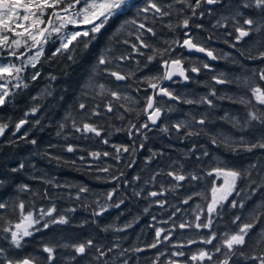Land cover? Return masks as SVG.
<instances>
[{
    "label": "trees",
    "instance_id": "trees-1",
    "mask_svg": "<svg viewBox=\"0 0 264 264\" xmlns=\"http://www.w3.org/2000/svg\"><path fill=\"white\" fill-rule=\"evenodd\" d=\"M245 2L248 0H228L225 13L210 17L211 41H217L223 47L217 53V72L222 79L230 82L221 86L215 96H210L212 106L203 102L195 103V120L203 118L206 123L204 126L196 125L201 130L195 132L201 134L194 135V142L180 149L186 151L184 155L179 153L176 147L167 144L163 149H159L161 158L157 153L151 157L146 156L139 153V147L136 146L138 143H135V152L130 150L129 153H117L114 146L128 144L124 139L116 137L126 136L130 126L124 122L127 121V115L124 113L126 110L120 106L112 111L107 110L106 105L113 100L111 91L108 93L106 87L101 90L99 85L106 86L114 81L101 70V65H98L100 53L96 52L93 45L89 44L84 48L82 43L65 54L53 55L52 47L48 49L46 56L35 69L39 73L38 78L31 81L32 85L15 88L8 103L0 107V123L9 125L4 135L0 136V180L3 181L0 184V202L8 205L7 208L0 209V247L5 249L8 258H33L35 264H48V254L43 251V247L56 245L53 264H77L78 256L75 260L72 259L74 250L61 245L78 244L91 239L94 247L85 256L84 264H109L107 255L97 259L99 254L95 250L96 247L107 253L110 240L114 238L117 241L121 237L122 241L119 242V247H116V253L124 248L131 254L134 249L145 246V239L149 237L152 224L155 228L162 227L164 230L177 225L180 240L197 239L199 235L191 234L188 229H183L187 230L184 232L178 226L185 223L191 215L193 219H196L198 214H203L204 219L206 218V205L202 203L208 200L205 197L211 196L214 179L208 173L221 163L230 168L249 169L252 173L251 179L257 180V185H251L250 180L240 182L243 192L240 195L234 194L232 198L237 202L243 201L244 207L232 208L230 203H226L222 214L213 216L211 231L215 232L218 238L211 244L212 249L217 245L222 248V253L227 251L222 244L225 234L237 231L238 224L252 220L255 215L264 216V190L258 187L264 179V150L246 152L240 149L242 142L253 143L264 137V125L259 122H247L249 112L264 110V105H259L251 92V88L256 85L264 88V81H261L258 75V71L264 69V60L248 58L264 51V13L255 7L243 8L242 4ZM237 10L242 15L237 17ZM245 18L253 19L256 22L253 29L260 27V31L253 30L248 37L237 42L235 28L243 25ZM214 22H217L218 26H213ZM220 22L226 24L225 33L219 29ZM69 56L72 59H69ZM27 70L28 68L21 79L25 84L29 78ZM201 100L197 97L194 99ZM81 103L86 105L83 110L79 108ZM33 108L36 109L35 113L32 112ZM94 110L100 115H92ZM21 119L27 120L28 123L21 132H17L15 124ZM73 120L76 126L80 127L85 122L93 124L101 131V135L77 132L73 127ZM213 136L218 140L230 138L237 151H231L220 143L213 144ZM32 140H35L36 144H32ZM104 140L108 143H104ZM69 145L74 146L76 151H66ZM145 146L143 152L153 150L152 146ZM192 146L193 154H188L187 151H190ZM104 152L110 155L105 157ZM205 152L208 153L207 156L203 155ZM92 153H100V156L93 157ZM117 156L118 159L114 158ZM140 156L142 162L137 166L154 167L158 170L151 173L145 169V174H140L143 175L142 178L131 181V185L127 183L128 186L115 192L117 201L127 199L129 204L115 207V199L107 198V194L112 192L111 187L105 185L114 176L111 175L112 169L137 163L135 157ZM21 163L24 168L13 172L12 169L19 168ZM253 164L257 167L251 168ZM105 167L109 168L108 172L98 171ZM169 172L184 175L187 187L182 194H191L202 203L197 206L174 207L143 204L141 199L144 198L142 192L145 187L150 190L158 186L159 182L164 184L166 180H171ZM152 175H158L161 179H150L149 176ZM192 175L198 176L199 179H191ZM131 176L134 175L131 173ZM136 183L142 185L137 191L133 188L137 186ZM23 185H27L29 190H23ZM81 187H86L88 191L79 192ZM253 187L257 189L255 192H252ZM137 192L140 193L139 196L135 195ZM21 201L37 214L39 209L55 205L58 214L67 216L69 224L34 231L32 236L25 238L23 247L16 249L9 239H5L9 234L4 233L2 229L12 227L18 222L20 213L15 206ZM101 207H106L107 211L99 216L94 215ZM71 209L75 211H70ZM80 214L83 222H80ZM236 216H240L241 221L233 223ZM262 230L264 219L257 224L248 246L244 248L245 256L237 253L233 258L237 260L235 262L253 264L245 257L259 255L264 249V240L260 239ZM123 232L128 234L121 235ZM187 233L192 235V238H189ZM175 234L173 232V235ZM209 234L208 231L204 238ZM126 242L128 244L123 246ZM163 243V252L172 253L171 247H167L171 241Z\"/></svg>",
    "mask_w": 264,
    "mask_h": 264
},
{
    "label": "snow or ice",
    "instance_id": "snow-or-ice-1",
    "mask_svg": "<svg viewBox=\"0 0 264 264\" xmlns=\"http://www.w3.org/2000/svg\"><path fill=\"white\" fill-rule=\"evenodd\" d=\"M178 3L186 5L192 13V16L197 15V9L201 7L202 4H208V5H214L221 2V0H195V4H192L191 0H177ZM130 7H136L134 3L131 2V0H0V49H3L5 47H11L15 46V49H19L22 46V41L20 39H13L12 36L15 37H22L23 44L27 45L29 41L32 42V46L34 47H40L43 43L47 42L46 33L48 32L47 28H41L39 25L43 24H51L52 23V17H55L59 19L62 23L60 28H53L52 30L54 32L59 33L61 31V28L65 27L66 24H78V25H85L88 26L86 30L84 31H75L68 34L66 37L61 39L60 47L56 49V52L53 53V55L61 54L65 51H71L73 47L78 46L79 44H83L84 48H87L92 40H95L96 35L99 34L102 29L107 25L110 19L120 15L121 13L125 12ZM239 7V6H238ZM243 8H251L255 7L256 9H259L262 13H264V0H248V2H245L242 4ZM59 11H56V10ZM48 10H53L49 12ZM59 12H63L66 15L60 16ZM149 12H152L154 14H158L159 16H167L169 13L165 11L155 0H147L144 7L138 9L139 13L147 14ZM202 16L203 13H200ZM237 17L242 15V13L237 10L236 14ZM79 18V19H77ZM191 17L186 18L182 22V27L187 29L189 27V21ZM235 19V17H233ZM125 23H128V21H125ZM131 23L135 24L136 21L132 20ZM256 22L251 18H245L243 20V25H247L248 27H244L243 25L237 26L235 28L236 32V41L239 42L243 40L245 37H248L250 33L255 30L257 32L260 31V27H257L253 29V25ZM196 27H201V25H196ZM139 29H146V32L151 33L155 35V32L152 28L147 27L143 23L139 24ZM4 33H11L12 36L6 35ZM142 35H137L136 40L139 41V46L137 44H132V49L134 52L139 53L140 55H143L142 52H140L141 48H150L151 45H149L143 38ZM185 36H188V33H185ZM125 44H128L129 41L125 40ZM174 44L179 45L182 48H187L189 51L195 50L196 52L205 53L208 57L215 60L217 57L213 54V52L209 49H207L204 46H201L198 43H195L193 39L188 36V38L184 39L182 42L179 40L173 41ZM235 47V45H233ZM171 48L165 49L163 51L154 50L156 51V55L160 57H164L166 53H169ZM10 56L16 57L17 59L20 58V56L17 54V51L13 50L8 53ZM20 55H23L22 53ZM37 57L40 55L39 52H37ZM69 59H72L71 56L68 57ZM129 56L121 55L118 59L120 61H124L129 59ZM156 58V56H148L147 60L148 62L153 61ZM250 59H261L264 60V51H260L257 56H249ZM36 57H32L31 60H35ZM31 63V61H30ZM111 63L110 60L106 59L105 56H101L98 58V65H108ZM32 67H35V63H31ZM147 66V65H145ZM161 67L164 69L162 76L160 77H151L146 78V82L149 84V87L153 90L152 95H148L146 99V105L143 109V111L147 114L148 120L151 122V124H156L160 115H161V108L157 106L156 97L157 96H164L168 97L169 99L173 101H180L181 97L179 95H174L173 92H171L167 87L160 86V84L153 82L154 80H168L172 81L175 76L181 77L184 81H187L190 79V77L187 75L188 69H186L183 66V61L180 58H174V59H161ZM204 68H208V64L203 65ZM25 65L22 64L21 66H17L16 64L12 62L8 63H0V107H3L6 103H8V100L10 96L12 95V92L10 90L9 85L12 84V80H20V73L24 71ZM108 75L115 78L116 81H124L129 78V74L122 73L119 70H111L107 67L104 69ZM193 73H199L200 68L198 67H192L190 69ZM259 79L261 81H264V69H260L258 71ZM39 76V73H35L32 76V79L35 80ZM52 79H55V77H52ZM230 81H226L224 79H216V83L223 84L228 83ZM247 83V81H245ZM14 88H20L21 85L19 83L12 85ZM24 87H27L25 84ZM101 90L105 89V85L100 84L99 85ZM252 96L256 100V102L259 105H264V88H262L260 85H256L255 87L251 88ZM211 96H215V91H212L210 93ZM111 96L120 99V93L116 91L111 92ZM187 104H193L197 102H203L207 103L209 106H212V100L208 97H203L201 101H194L191 99H186L183 101ZM242 103L244 101H241ZM108 111H112L111 104L106 105ZM80 109H85L86 105L81 103L79 105ZM36 109L33 108L32 112L35 113ZM27 115V113H26ZM92 115H100L99 112H96L95 110L92 112ZM248 123L251 122H259L260 124L264 125V110L259 111H252L248 113ZM28 123L27 120L21 119L18 123L15 124V129L17 132L20 131V129ZM37 123H39L37 121ZM196 123L200 125H204L206 123L205 119H200L196 121ZM9 127L7 123H0V136H3L5 133V130ZM73 127L77 132L83 131L84 133H94L96 136L101 135V131L90 123H83L82 127L76 126L75 120H73ZM177 130H179L182 125H176L175 126ZM131 128H135L137 132L140 131V128L148 129L149 124L144 123L140 125L139 128L136 127V125H131ZM164 131H167V129H164ZM200 132H188L187 135H197L199 136ZM129 135H132L131 130L129 131ZM26 138V137H25ZM243 141V138H241ZM211 142L213 144L220 143L223 146L227 147L231 151H237V148H234L232 143L230 142V138H224L222 140H218L217 137L213 136L211 137ZM32 144H36L35 140L31 141ZM104 143H108L107 140H104ZM116 147L117 153L120 152H129L130 150L135 152L136 148L132 147L131 149L128 146L120 145V146H114ZM140 148H143L144 145L140 144ZM240 149L246 152H253L256 149L264 150V137H261L260 139H257L253 143H241ZM66 151L68 152H74L76 151V148L72 145L67 146ZM93 157L98 158L100 156V153H92ZM110 153L104 152L103 156L107 157ZM203 155L207 156L208 153L205 152ZM118 159L119 157H114ZM55 159L59 160V157H55ZM83 159V158H81ZM251 168H256L257 165L253 164L250 166ZM24 168V164L21 163L19 165V168H13V172H17L20 169ZM262 169H264V166H262ZM98 171L108 172L109 168H100ZM215 173L214 179L212 181V187H211V197L210 199L208 197H205V199H208V203L206 206L207 215L205 219H202L200 215L196 216V221L193 223H180L179 228L180 229H186V228H195L197 230L200 229H208L209 230V236L207 238H202L200 240V243L203 244H213L214 240H217V235L215 232L211 231L212 225H213V216L214 215H221L223 207L226 203H230L232 208L236 207H244L243 201L237 202L236 200L229 201V197L232 196L234 193L236 195H240L241 192H243V188L240 187V182L242 181H249L251 185H257V180L251 179L252 173L249 169H235L230 168L221 163L212 171L208 173L209 176H212ZM123 175V173H121ZM169 176H173L175 180L177 181H184L186 177L182 174L177 175L172 172L168 173ZM113 179L118 180L119 177H113ZM136 179H139L137 177ZM155 179V177H153ZM191 179L196 180L199 179L198 176L192 175ZM221 180L222 182L217 184L216 181ZM3 181L0 180V184H2ZM259 189L264 190V179L261 180V182L258 185ZM22 189L25 191H28V186L23 185ZM257 189L256 187L252 188V192H255ZM88 189L86 187H81L79 189V192H87ZM115 193V189H113L112 192H109L107 194V198L111 199L112 196ZM162 193L157 192H151L149 193L150 196L156 197L157 195H160ZM47 195V193H45ZM135 195L139 196L140 193L137 192ZM77 199H79V195H77ZM188 199H191L189 197ZM184 203H188V200L186 199L183 201ZM123 203V201H121ZM115 207H119V204L114 205ZM8 205L0 202V209L7 208ZM20 213L19 220L17 223H15L12 227H4L2 231L4 233L9 234L5 237V239H9V242L12 246H14L16 249H20L23 247V243L25 241L26 237H30L34 234V231H41L43 229H48L55 225H66L69 224V219L65 215H61L57 213V209L55 205H52V207L44 209L41 208L38 210V214L35 213L30 208L26 207L25 203L23 201L19 202L15 206ZM70 211H75V209H71ZM107 211L106 207H101L98 212H95L94 215H102L103 212ZM147 211V209L145 210ZM261 219H264V216L261 215H255L253 216V219L248 222H243L237 225L238 230L231 233V234H225V238L222 240L223 248H226L227 251H223V259L222 260H216L214 264H230V261L232 258L239 253L241 256H245L244 248L248 246L249 240H251V236L254 232V229L256 228L257 224L261 221ZM238 221H241L240 216H236L233 220V223H237ZM161 237L164 241L169 240V235H164L163 229H156V241L150 245H148L149 248H156L157 244L162 242ZM261 240H264V230H262V234L260 237ZM189 245L197 243L196 240L189 239L187 242ZM259 243V241H257ZM62 247H71L75 255L72 257L73 260L76 259V256H85L90 249L94 247L93 241L91 239L81 242L78 244H64L61 245ZM116 247H119V245H116ZM177 247H183V245H178ZM56 245H45L43 247V251L47 253V261L48 264H53V261L55 260L56 256ZM215 253H221L222 248L220 246L214 245ZM96 252L99 254L97 259L105 257L107 255L106 252L102 251L100 248L96 247ZM113 249L109 248L108 252H111ZM144 249L136 248L135 251H143ZM208 250H205L203 248L198 249L195 253L191 254L188 257V260L192 261L193 264H204L205 261H213L214 254ZM121 255H123V252H121ZM162 255V253H161ZM174 257H184L185 252L183 251H175L171 253ZM248 260H251L253 264H264V249L261 250L259 255H248L245 257ZM157 260H159V256L157 257ZM0 264H34L33 258H23L19 260H13L6 256L5 249L0 247ZM124 264H127L125 261ZM169 264H181L179 260H170ZM184 264H187V261H184Z\"/></svg>",
    "mask_w": 264,
    "mask_h": 264
},
{
    "label": "flooded vegetation",
    "instance_id": "flooded-vegetation-1",
    "mask_svg": "<svg viewBox=\"0 0 264 264\" xmlns=\"http://www.w3.org/2000/svg\"><path fill=\"white\" fill-rule=\"evenodd\" d=\"M131 2L134 3L136 7H130L125 12L110 19L107 25L102 29V31L96 35L95 40H92L90 43L94 46L96 52L100 53L99 57L105 56L106 59L111 61V63H109L108 65H101V70L103 69L105 74L108 75V73L104 70L106 67L111 70H119L122 73L129 74V78L124 81H116L115 78L109 75L114 82L108 81L109 83H107V85L105 86L108 93H110V91H116L120 93V99L112 97L113 100H110L108 105L111 104L112 110L114 108L117 109V107L120 106L121 109L123 108L127 111L124 112L127 115V121L124 120V122H126V124L130 126L129 131L131 130L132 132L131 136L128 133L126 136H121L122 138L119 136H117L116 138L124 139L129 148L134 147L135 143H138L136 145L138 147L143 143L144 146L145 143L146 146H152L151 148L153 150H150L148 152H143L144 147H139V153L146 156L151 157L153 155H156L157 153V156L161 158L162 155L159 154V149H163V146L167 144H171L172 146L176 147L179 153H182L184 155L186 151H180V149H182L186 145H189L190 143H193L196 137L194 135L189 136L187 135V133L195 132V130H201L196 127V125H200L196 123V121L202 118L195 120V116H197L195 112V103L187 104L183 101L186 99L194 100L196 97L202 99V95L204 97L210 98V93L212 91H215L217 94L221 89L220 87L225 83H216V79H222L217 72V63H211L210 59L206 56L189 53L186 48H182L179 45L174 44L173 41L179 40L182 42L184 39L190 36L195 43H198L201 46H204L207 49L213 51V53L217 57V53L221 49L222 45L218 44L217 41H211L209 29L212 25L210 17L211 15L225 13L227 10L228 0H221L220 3L214 5L202 4L201 7L197 9L196 16H192L191 10L186 5L178 3L177 0H155V2H157L165 11L169 13V15L163 17L152 12H149L147 14H138V9L144 7L147 0H131ZM191 2L192 4H195V0H191ZM48 11L51 12L53 10ZM56 11L59 10L57 9ZM200 13H203V15L201 16ZM59 15L64 16L66 14L63 12H59ZM189 17H191L189 21V27L185 29L181 25L183 20ZM51 19V24L39 25V27L41 28L48 29V32L45 34L47 37V42L43 43L40 47L32 46V42L29 41L28 46L25 45L19 49H14L20 56L19 59L10 56L9 54L3 55L2 53H4V50L0 49V61L2 59H11L12 61H17L18 64H21V61L26 59L28 56L33 55L37 51H41V55L38 58L35 67L28 66V70L26 73H29V78L27 79L28 82H26V85L31 84V81L33 80V74L38 72L37 70H35L37 65L40 63L41 59L46 56L50 47H52V51L55 53L56 49L60 47L62 38L66 37L71 32L84 31L88 27L78 24H66L65 27L61 28V31L57 33L52 29L60 28L62 22L55 17H52ZM132 20H135L136 23H131ZM125 21H128V23H125ZM140 23L145 24L146 28H152L155 32V35L146 32V29H139ZM196 25H201V27H196ZM213 26H218L217 22H214ZM244 27L247 28L248 26L245 25ZM219 29L223 33H225V22L219 23ZM185 33H188V36H185ZM141 34H143L142 38L149 45H151L150 48L140 49V52H142L143 55L134 52L132 49V44H137V46H139V41L136 40V37L137 35ZM125 40L129 41V43L125 44ZM212 43L215 45H212ZM169 48L173 50H171L169 53H166L163 58L156 55V51H154H163ZM65 52L62 53L65 54ZM21 53L23 55H20ZM121 55L129 56L130 58L124 61H120L118 58ZM148 56H156V58L153 61L148 62ZM174 58H180L183 61V66L188 69L187 75L190 77V79L187 83H184L182 78L176 77L165 86L162 85L164 80L153 81L160 84V86L167 87L171 92H173L174 95H179L181 97L180 101H173L164 96L156 97L157 106L161 108V115L159 117V124L157 126H154L148 120L147 114L143 111L146 105L147 96L153 94V90L146 82V78L162 76L164 69L161 67V59ZM204 64H208L209 67L204 68ZM192 67L200 68L199 73L191 72L190 69ZM133 77L135 78L132 79ZM20 85L23 86L25 85V83L21 80ZM144 123L149 124L148 129L140 128V131L137 132L135 128H131V125H136V127L139 128L140 125ZM176 125H182V127L177 130V128L175 127ZM164 129H167V131H164ZM187 153L193 154V146L192 148H190V151H187ZM140 158L141 156L135 157V161H137V163H129L128 165H125V167L112 169L113 173H111V175L119 177V179L115 180L113 179V176L109 179V182L105 184L106 187H111V191L115 189V192H119L121 188L124 189L126 186H128L127 183L131 185L130 182L137 180V177H139V179L142 178L143 175L141 176L140 174H145V169L151 173L158 170L154 167L148 168L145 166H137L142 162ZM134 165H136L137 167H135ZM121 173H123V175H121ZM131 173L134 176H131ZM172 173L176 174V172ZM153 177L158 180L161 179V177H159L158 175L149 176L150 179H153ZM169 177L171 180H166L164 184L159 182L158 186L153 187V189L148 190L147 186L145 187L144 192H142V197L144 198L141 199L143 204L151 203L152 206L174 207L197 206L199 203H202L201 201H198L193 196H191V194H182V192H185L184 190L187 187L184 181H177L173 176ZM135 185H137L133 187L135 188V191L139 190V188L142 186L141 184L138 185L137 183ZM151 192L162 194L157 195L156 197H152L149 195V193ZM112 197L115 199L116 204L129 205L127 199L117 201V193H114ZM189 197H191V199H188ZM186 199L188 200V203L183 202ZM231 200H233L232 197L229 199V201ZM121 201H123V203H121ZM207 203L208 200H204L202 204H205L207 206ZM80 215V222H83L82 214ZM198 215H200L201 218L204 219L203 214ZM186 222L193 223L198 221H196V219H193L191 215L186 220ZM175 227L164 230L162 227L155 228L152 224V229L150 233H148L149 237L145 239V246L140 247V249L144 250L137 252L134 249L131 254H129L127 249L124 248H121V250L116 253L117 248L115 245H118L119 242L122 241V239L121 237H119L117 241L114 238L111 239L109 248H112L113 250L111 252H107V258L109 257V264H124L125 261L127 262V264H148V260L150 261V264H169L170 260H179L181 263L187 261V264H193L192 261L188 260V257L191 254L195 253L198 249L203 248L212 253H215V250L212 249L211 244L200 243V240L204 238L206 233L209 231L208 229L197 230L195 228H186L188 229V231H190L191 234H197L200 236L197 239L193 238V240H196L197 243L189 245L187 243V239L182 238V241L179 239L177 225H175ZM158 228L164 230V235H169V240L171 241V243L170 245H167V247H171L173 252H185L184 257H174L171 255V253H167V251L163 252L162 249L164 248V240L162 239V237V242L158 243L156 248L148 247V245L156 241V229ZM183 231L186 232L187 230ZM173 232H175L176 234L173 235ZM126 234H128V232L121 233V235ZM186 235L190 236L189 233H187ZM189 238H192V235ZM127 244L128 243L126 242L125 244H123V246ZM178 245H183V247H177ZM121 252H123V255H121ZM85 256H87V254ZM85 256H78L77 264H84ZM158 256L159 260H157ZM223 258L224 257L222 255V252L215 253L213 261H205L204 264H214L216 260H222ZM233 258L232 260H234ZM232 260L230 261V264H242L241 262H235L237 261L236 259L233 262Z\"/></svg>",
    "mask_w": 264,
    "mask_h": 264
},
{
    "label": "rangeland",
    "instance_id": "rangeland-1",
    "mask_svg": "<svg viewBox=\"0 0 264 264\" xmlns=\"http://www.w3.org/2000/svg\"><path fill=\"white\" fill-rule=\"evenodd\" d=\"M4 34L9 35V36H12L11 33H4ZM12 38H13V39H20V40L22 41V46H25V45L23 44V39H24V38H22V37H15V36H12ZM22 46H21V47H22ZM27 46H28V44H27ZM21 47H20V48H21ZM14 49H15V46H14V45L11 46V47H5V48H3L4 53H2V54H3V55H7L10 51H13ZM24 50H25V49H24ZM37 52H39L40 55H41V51H37ZM37 52L34 53L33 55L28 56V57H27L26 59H24L23 61H21V62H22L21 64H18L17 61H15V60L12 61L11 59H2V60L0 61V63H8V62H12V63L16 64L17 66H21L22 64H24V65H25L24 71L20 73V77H21V79H22V77L24 78V74H25L26 68H28V66H31V63H35V64H36L38 58L40 57V55L37 57V55H36ZM32 57H36V59H35V60H31ZM30 61H31V63H30ZM21 79H20V80H12V84L9 85L11 92L14 91V89H15L14 87H12V85H15V84H17V83L20 84V83H21ZM214 176H215V173L213 174V178H214ZM221 182H222L221 180H217V181H216L217 184H219V183H221ZM234 194H235V193H234ZM234 194H233V195H234ZM233 195H232V196H233ZM232 196H230L229 199H230ZM14 225H15V224H14ZM14 225H13V226H14Z\"/></svg>",
    "mask_w": 264,
    "mask_h": 264
},
{
    "label": "water",
    "instance_id": "water-1",
    "mask_svg": "<svg viewBox=\"0 0 264 264\" xmlns=\"http://www.w3.org/2000/svg\"><path fill=\"white\" fill-rule=\"evenodd\" d=\"M186 49H187V48H186ZM187 51H188L189 53H194V54L203 55V56L208 57L205 53L196 52L195 50H191V51H189V50L187 49ZM212 52H213V51H212ZM213 54H214V53H213ZM214 55H215V54H214ZM208 58L210 59L211 63H217V62H218V58L215 59V60L211 59L210 57H208ZM176 77H179V76H175L174 78H176ZM174 78H173V79H174ZM179 78H181V77H179ZM182 80H183V79H182ZM183 81H184V80H183ZM187 82H188V80H187V81H184V83H187ZM168 83H170V81H168V80H164V82L162 83V85L165 86V85H167ZM159 120H160V119H158L157 123L154 124V126H157V125L159 124ZM25 125H26V124H25ZM25 125L20 129L19 132H21V131L24 129ZM152 125H153V124H152ZM34 264H35V262H34ZM181 264H184V263H181Z\"/></svg>",
    "mask_w": 264,
    "mask_h": 264
},
{
    "label": "bare ground",
    "instance_id": "bare-ground-1",
    "mask_svg": "<svg viewBox=\"0 0 264 264\" xmlns=\"http://www.w3.org/2000/svg\"><path fill=\"white\" fill-rule=\"evenodd\" d=\"M226 66V65H225Z\"/></svg>",
    "mask_w": 264,
    "mask_h": 264
}]
</instances>
